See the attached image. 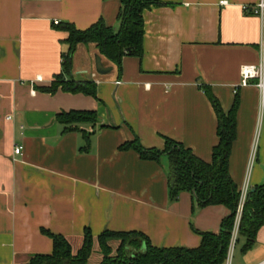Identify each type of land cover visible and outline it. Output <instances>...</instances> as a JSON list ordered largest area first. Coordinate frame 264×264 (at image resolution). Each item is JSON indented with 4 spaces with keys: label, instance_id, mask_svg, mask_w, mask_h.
Returning a JSON list of instances; mask_svg holds the SVG:
<instances>
[{
    "label": "crops",
    "instance_id": "0c3cea01",
    "mask_svg": "<svg viewBox=\"0 0 264 264\" xmlns=\"http://www.w3.org/2000/svg\"><path fill=\"white\" fill-rule=\"evenodd\" d=\"M154 1L143 13L141 59L125 56L119 71L95 44L77 48L66 80L94 81V98L36 88L63 73L68 33L58 27L83 31L103 20L118 28L121 0H0V264L51 254L43 229L74 252L87 228L95 238L138 231L158 248H197L199 232L219 233L228 208H199L191 192L171 201L168 158L120 150L135 137L163 149L167 137L211 163L218 119L205 88L226 113L239 102L229 165L239 192L264 185V99L254 84L240 87L242 68L263 60L264 19L252 12L262 0ZM96 56L111 73L96 72ZM71 110L95 111L97 124L64 133L57 115ZM252 251L249 264L264 262V227Z\"/></svg>",
    "mask_w": 264,
    "mask_h": 264
},
{
    "label": "trees",
    "instance_id": "16d2710c",
    "mask_svg": "<svg viewBox=\"0 0 264 264\" xmlns=\"http://www.w3.org/2000/svg\"><path fill=\"white\" fill-rule=\"evenodd\" d=\"M158 4L154 0H121L118 28L108 26L103 20L83 31L71 23L61 24L58 29L68 33L65 40L68 51L63 55V73L56 77L61 80L59 83L54 81L49 87L36 89L48 94H54L62 89L65 92L83 93L97 98L98 86L94 81L66 80V76L72 73L73 57L77 48L79 45L95 44L101 55L121 71L125 56L139 59L143 57L145 36L143 13ZM205 93L218 119L219 142L213 150L211 163L204 162L192 150L167 137L164 139L163 149H147L142 146L139 138L135 137L133 141L121 145L120 150H134L142 160L159 164L167 157L171 201H177L183 192H191L199 208L208 206L228 208L230 215L222 221L219 233L199 232L201 244L197 248H158L152 245L145 234L138 231L106 230L95 238L87 228L82 247L74 252L67 238L43 229V234L53 240V252L34 255L25 264H89L96 247L102 256L99 264H225L240 200V192L229 170L231 152L237 138L239 102L237 99L231 111L226 113L209 88H205ZM97 120L95 111L71 110L57 115V121L64 126V133L78 130L77 125L80 123L95 125ZM81 151H90V135H86V143ZM263 227L264 185L249 194L244 206L240 237L246 242L244 248L246 252L254 247L258 232ZM111 242H118V246L114 248Z\"/></svg>",
    "mask_w": 264,
    "mask_h": 264
},
{
    "label": "built area",
    "instance_id": "2783aa9c",
    "mask_svg": "<svg viewBox=\"0 0 264 264\" xmlns=\"http://www.w3.org/2000/svg\"><path fill=\"white\" fill-rule=\"evenodd\" d=\"M245 9L249 10L248 7H245ZM252 12L256 15L261 16L264 19V0H262V2L257 7L252 8ZM56 24H59V22H56ZM241 76H242V82L240 84V87H247L254 84L260 90L261 96L264 99V54H263V60L259 65L244 66L241 70ZM116 84L120 85L121 82L120 81L116 82ZM237 92H238V88L235 90V93ZM14 153L16 156H22L23 147L17 146L15 148ZM250 193L251 191L248 185H245L240 193V200L236 212L234 228L231 234V243H230L231 245L229 247L226 264H230L232 247L236 244L240 236V226H241L243 210ZM261 264H264V262H262Z\"/></svg>",
    "mask_w": 264,
    "mask_h": 264
},
{
    "label": "rangeland",
    "instance_id": "374dc122",
    "mask_svg": "<svg viewBox=\"0 0 264 264\" xmlns=\"http://www.w3.org/2000/svg\"><path fill=\"white\" fill-rule=\"evenodd\" d=\"M60 80L61 79H56L55 81L59 83ZM112 245L114 246V248H116L118 246V242H113ZM245 245H246L245 240L239 236L236 244L232 247V250H231L232 254L230 258V264H249L248 262H250L251 256L253 255L252 254L253 248L250 251L246 252L244 249ZM101 259H102V256L99 253L98 247H96L95 252L93 253L89 261V264H99L101 262Z\"/></svg>",
    "mask_w": 264,
    "mask_h": 264
},
{
    "label": "water",
    "instance_id": "95a60500",
    "mask_svg": "<svg viewBox=\"0 0 264 264\" xmlns=\"http://www.w3.org/2000/svg\"><path fill=\"white\" fill-rule=\"evenodd\" d=\"M95 65H96V72L99 74V75H102V76H105L109 73H111L112 71V68L111 67H106L103 62H102V59L100 56H96V59H95ZM256 191V188H253L251 190V192H255Z\"/></svg>",
    "mask_w": 264,
    "mask_h": 264
}]
</instances>
